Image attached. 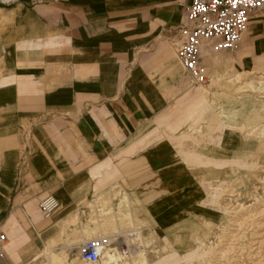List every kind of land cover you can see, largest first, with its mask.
I'll use <instances>...</instances> for the list:
<instances>
[{
  "label": "crops",
  "instance_id": "0c3cea01",
  "mask_svg": "<svg viewBox=\"0 0 264 264\" xmlns=\"http://www.w3.org/2000/svg\"><path fill=\"white\" fill-rule=\"evenodd\" d=\"M191 1L0 0V264H88L79 246L101 198L128 203L172 252L219 220L209 184L243 175L248 139L204 121L208 93L173 44ZM248 27L234 50L201 39L209 83L264 70V9ZM48 194L59 208L45 217ZM124 236L105 248L128 256Z\"/></svg>",
  "mask_w": 264,
  "mask_h": 264
},
{
  "label": "rangeland",
  "instance_id": "374dc122",
  "mask_svg": "<svg viewBox=\"0 0 264 264\" xmlns=\"http://www.w3.org/2000/svg\"><path fill=\"white\" fill-rule=\"evenodd\" d=\"M201 89L208 93L211 102L204 121L219 117L224 129L228 128L248 139L249 157L239 165L244 169L243 175L236 169L229 181L216 180L209 184V201L218 210L219 220L205 221L202 227L193 230L192 237L185 239L179 252H172L174 248L166 249L152 225H136L133 222L128 203L119 204L118 209H114L105 205L106 199H97L89 204L94 227L87 228L84 237L113 239L125 235L120 240L125 239L131 250L129 255L130 251L124 249L123 255L128 256L122 257V245L113 242L111 247H103L104 254L98 264H209L208 254L219 249L222 235L229 227L228 217L249 216L253 224L260 221L258 212L264 208V70L227 74L212 80L209 85H203ZM204 126L203 123L197 128L203 129ZM244 231L248 236L241 242L243 250L236 249L231 252L232 255L229 252L231 264H252L253 236L250 230ZM162 245L164 247L160 250ZM259 262L264 264V252L259 254Z\"/></svg>",
  "mask_w": 264,
  "mask_h": 264
},
{
  "label": "built area",
  "instance_id": "2783aa9c",
  "mask_svg": "<svg viewBox=\"0 0 264 264\" xmlns=\"http://www.w3.org/2000/svg\"><path fill=\"white\" fill-rule=\"evenodd\" d=\"M264 9V0H192L186 7L189 24L181 27V36L173 44L186 70L199 85H207L209 76L199 58L201 39L211 38L217 49L234 50L239 46L248 29L254 13ZM45 217L53 215L59 208V200L48 194L40 201ZM5 241V234L0 233ZM105 237H92L79 246V253L85 262L98 264L102 257ZM1 255V252H0Z\"/></svg>",
  "mask_w": 264,
  "mask_h": 264
},
{
  "label": "bare ground",
  "instance_id": "6f19581e",
  "mask_svg": "<svg viewBox=\"0 0 264 264\" xmlns=\"http://www.w3.org/2000/svg\"><path fill=\"white\" fill-rule=\"evenodd\" d=\"M258 214L260 215V218H259L260 221L257 224H253L251 222L252 220H250L249 216L246 218H243L241 215H238V217L237 216L230 217V218L228 217V221L230 222L229 227L226 228V230H225L226 233H224L222 235V243L220 246L218 244L219 249L215 250L211 255L208 254V256H209V262L208 263L209 264H231L230 258L228 256L232 255L231 252L232 253L235 252L236 249H237V251L243 250V246H242L241 242L243 239L245 240V238H247L248 234L244 230L248 229V231L250 230L252 233L251 236H253L251 239V247H252V251H253V252H251V262H252V264H260L259 254L264 252V208L261 211H259ZM252 215H254V214L252 213ZM257 217H259V216H257ZM220 239H221V236H220ZM106 240H107V238H106ZM106 240H105V242H106ZM245 251H247V250H245ZM245 251H244V253H245ZM102 252H103L102 254H104L103 250H102ZM229 252H230V255H229Z\"/></svg>",
  "mask_w": 264,
  "mask_h": 264
}]
</instances>
